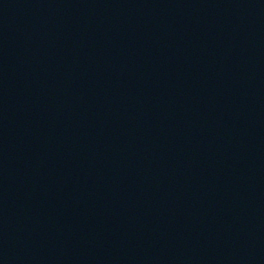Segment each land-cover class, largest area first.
Returning <instances> with one entry per match:
<instances>
[{
    "label": "water",
    "instance_id": "obj_1",
    "mask_svg": "<svg viewBox=\"0 0 264 264\" xmlns=\"http://www.w3.org/2000/svg\"><path fill=\"white\" fill-rule=\"evenodd\" d=\"M144 0H0V264H32L78 176Z\"/></svg>",
    "mask_w": 264,
    "mask_h": 264
}]
</instances>
